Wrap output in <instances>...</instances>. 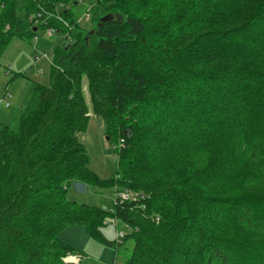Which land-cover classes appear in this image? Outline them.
Listing matches in <instances>:
<instances>
[{"label": "trees", "instance_id": "16d2710c", "mask_svg": "<svg viewBox=\"0 0 264 264\" xmlns=\"http://www.w3.org/2000/svg\"><path fill=\"white\" fill-rule=\"evenodd\" d=\"M238 1L100 0L89 35L77 0H0V57L39 29L71 39L0 128V264H87L58 239L70 226L130 241L123 264H264V0ZM90 112L120 145L108 180L78 140ZM75 183L137 198L104 211L68 201Z\"/></svg>", "mask_w": 264, "mask_h": 264}, {"label": "rangeland", "instance_id": "374dc122", "mask_svg": "<svg viewBox=\"0 0 264 264\" xmlns=\"http://www.w3.org/2000/svg\"><path fill=\"white\" fill-rule=\"evenodd\" d=\"M98 1L100 0H77L76 5L71 8L70 13L78 29L91 32L94 24L91 19L92 14L93 16L97 14L100 8ZM225 2L230 3L229 0ZM234 6L235 4L232 3L229 8L233 9ZM104 10L105 7H102L99 14L102 15ZM88 11H91L90 19L85 16ZM61 40V35L49 36L47 30L39 29L32 39L14 38L9 42L0 57V128L7 126L13 131L17 130L19 116L29 102L35 86H50L52 55L49 54ZM66 42L64 41L63 44ZM83 96L90 109L85 82H83ZM89 116L87 130L78 135V140L88 156L89 170L101 180H108L116 171L117 155L114 151L119 148V144L113 146L112 142L107 140L101 120H98L91 112ZM112 197V189H98L75 183L66 199L70 202L110 211L113 207ZM117 227L123 233L128 234L127 228L120 222ZM101 234L108 241H116L113 219H106ZM58 239L70 245L76 254H81L84 257L83 261L87 264H123L132 248L130 241L120 246L117 251L115 248L102 245L91 239L86 228L82 226H70L64 229ZM68 258L76 262L80 260L78 256H68Z\"/></svg>", "mask_w": 264, "mask_h": 264}, {"label": "built area", "instance_id": "2783aa9c", "mask_svg": "<svg viewBox=\"0 0 264 264\" xmlns=\"http://www.w3.org/2000/svg\"><path fill=\"white\" fill-rule=\"evenodd\" d=\"M85 14H86L85 15L86 18L90 17V11H88ZM55 18L59 22H61L62 24L66 25L65 22H63L59 16H56ZM47 34L50 36V35L58 34V32L56 30H54V29H47ZM61 37H62V40H61L62 42L63 41H68V42L71 41V39H70L68 34H65V35H63ZM45 57H47V55ZM114 149H115V147H114ZM136 198H137L136 194L134 195V194H131V193L126 192V191L125 192H121V193H116V191L114 189L113 190L112 203H113V205H115L116 202H118L119 204H123L124 202H127V201H135ZM118 222L119 221L114 220V226H115V229H116V241H115L116 245H120L121 244V241H122V239L124 238V235H125V233H123L122 231H120L118 229V227H117L118 226ZM64 261L67 262V263H74L75 264L79 260H77V262H76V261H73L70 258H68V259L66 258V259H64Z\"/></svg>", "mask_w": 264, "mask_h": 264}, {"label": "water", "instance_id": "95a60500", "mask_svg": "<svg viewBox=\"0 0 264 264\" xmlns=\"http://www.w3.org/2000/svg\"><path fill=\"white\" fill-rule=\"evenodd\" d=\"M107 19H109L108 17H104V18H102V22H104V21H106ZM93 34V32L91 31V32H89V35H92ZM97 118V117H96Z\"/></svg>", "mask_w": 264, "mask_h": 264}]
</instances>
